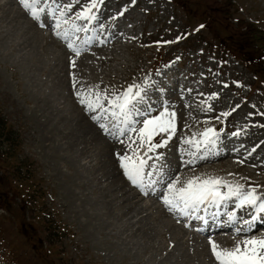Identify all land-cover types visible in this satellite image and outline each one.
Returning a JSON list of instances; mask_svg holds the SVG:
<instances>
[{
  "label": "rangeland",
  "instance_id": "1",
  "mask_svg": "<svg viewBox=\"0 0 264 264\" xmlns=\"http://www.w3.org/2000/svg\"><path fill=\"white\" fill-rule=\"evenodd\" d=\"M0 2V264H212L165 220L156 199L147 202L123 183L109 148L140 153L138 133L130 131L129 141L106 133L99 123L114 132L115 122L93 121L96 113L76 92L98 86L111 95L138 84L145 90L139 111H175V134L151 152L170 167L176 149L195 155L185 140L220 125L222 160L194 168L195 175L184 171L181 183L230 170L229 178L264 192V0H103L94 10L97 24L73 37L78 57L49 24L38 28L17 4ZM56 2L73 4L65 17L73 18L87 0ZM91 189L125 207L104 220L82 215L94 202Z\"/></svg>",
  "mask_w": 264,
  "mask_h": 264
},
{
  "label": "snow or ice",
  "instance_id": "2",
  "mask_svg": "<svg viewBox=\"0 0 264 264\" xmlns=\"http://www.w3.org/2000/svg\"><path fill=\"white\" fill-rule=\"evenodd\" d=\"M76 2L78 3V0ZM19 3L36 21H40L42 16L51 17L55 21V35L68 41L67 47L78 57L81 55L82 49L77 46L73 37L76 33L87 32L88 29L78 24L77 21L96 19L94 10L99 8L103 0H89L80 11L75 12L73 18H65L67 13L72 10L73 4L60 5L56 0H51L50 3L49 0H43V7H40L42 0H19ZM40 26L43 27L44 24L41 23ZM91 40V37L86 38L83 43L87 45ZM71 64L72 67L76 66L74 59ZM73 87H76L75 76H73ZM144 92V88L138 84H130L122 92L111 95L106 91L99 90L98 86L76 92L79 103L84 105L89 112L96 113L91 117L93 121L99 123L102 118L110 119L115 122L113 128L119 132L120 136L125 135L127 131L137 132L140 148L147 145V151L143 155L139 154V149L135 150L132 155L117 153L120 168L127 180L142 191L157 183L166 185L161 196L164 205L170 211H177L185 216L199 212L202 207L206 208L209 205L218 207L233 198H235L237 208L248 206L255 209L257 214L264 213V194L257 192L258 186L248 185L246 187L245 184L232 183L219 176H192L181 184L179 176L167 180L164 178L161 174L163 165L160 167H157L155 163L149 165L148 161L152 158L147 157V153L154 152L155 149L166 145L175 134L176 113L169 111L167 106L158 115H150L151 109L147 112L139 111L137 106L144 100ZM208 110H211V106L208 107ZM222 115L227 116L229 113L225 112ZM134 116L146 118L137 121L133 119ZM137 123L142 125L139 129L130 127ZM99 126L110 135L116 134L105 123H99ZM161 133H167V139L160 143H153V138ZM239 134V131L232 133L233 136ZM199 137V139L189 138L185 140V143L197 150L201 147L214 146L218 139V133L214 128H206L202 133H199ZM156 158L162 159L163 154H159ZM146 168H154L156 171L155 173L146 172ZM154 175L160 176L159 181L149 179V183L145 185L146 177L151 178ZM222 189H226V191ZM228 216L230 220L235 219L232 212H229ZM198 218L203 219V217ZM257 219L258 215H253L251 220H245L244 224L250 225ZM242 231L246 232L247 230L237 229L238 233ZM209 243L212 255L218 264H264V237L246 238L235 242L234 246L230 248L221 247L214 240H210Z\"/></svg>",
  "mask_w": 264,
  "mask_h": 264
},
{
  "label": "bare ground",
  "instance_id": "3",
  "mask_svg": "<svg viewBox=\"0 0 264 264\" xmlns=\"http://www.w3.org/2000/svg\"><path fill=\"white\" fill-rule=\"evenodd\" d=\"M8 1H10V2H12V4H17L22 10H18L17 8V10H18V12L17 13H25V9L23 8V6L19 3V0H8ZM0 4H1V2H0ZM29 18V19H31L26 13L24 14V17L26 18V16ZM22 16H20V18H21ZM43 18H44V16H42V19H40V25H41V23H43ZM27 19V18H26ZM28 20V19H27ZM89 23H90V26L89 27H91V26H94L95 24H97V21H96V19H94V21H93V23L91 22V21H89ZM44 24V23H43ZM40 25H37V27L38 28H43V27H41ZM85 26V25H84ZM76 59V58H75ZM94 63V62H93ZM146 104V103H145ZM89 127H90V129H94L93 127H91L90 125H88ZM121 127H123V125H121ZM95 130V129H94ZM116 131V130H115ZM96 132V131H95ZM117 132V131H116ZM117 133H119V132H117ZM96 138L97 139H99V138H101V137H99V135H98V133H97V136H96ZM127 139H128V137H127ZM130 139H128V141H129ZM127 141V142H128ZM113 147V148H112ZM112 147H110L109 148V151H110V153L112 154V155H115L116 153H118V152H116V151H113V150H115V149H117L116 147H117V145H116V147H115V145L114 146H112ZM118 148H120V149H123V146L122 145H119V147ZM140 154V153H139ZM141 155V154H140ZM234 155V154H233ZM222 155H219L218 156V158H216V159H214V160H212V161H215V162H218V161H220V160H222ZM212 161H210V160H207V161H202V162H197V165L196 164H193V165H186L185 167H191V166H194L193 168H197L198 166H202V165H210V162H212ZM213 164H214V162H213ZM219 165V164H218ZM217 165V167H219V169L221 168L220 166H218ZM78 167H80L81 169L83 168L84 169V166H82L80 163L78 164ZM223 168H225V167H223ZM222 168V169H223ZM82 169V170H83ZM221 169V170H222ZM226 169H228V168H226ZM88 170V169H87ZM86 169H84V171L83 172H85V171H87ZM91 170V169H90ZM203 170V169H202ZM215 170V169H214ZM224 170V169H223ZM237 170V169H236ZM103 171V170H102ZM118 171V170H117ZM121 171H123L122 169H121ZM217 171V170H216ZM226 171V170H225ZM103 173V172H102ZM101 173V174H102ZM105 173L106 172H104V175L102 174V176H105ZM119 173L120 172H118L117 174L119 175ZM87 175V174H86ZM107 175H108V179L110 178V179H112V175L110 174V172H107ZM123 176H124V174H122ZM93 176V175H92ZM114 176V175H113ZM196 176H205V177H207V176H219V177H222L223 179H225V180H228V181H230V182H232V183H237V179L234 177V175H233V179L232 178H229V177H231L232 175H230V170H228V171H226V172H223V173H213V172H209V173H201L200 175H196ZM85 177V176H84ZM115 177H116V175H115ZM119 177H120V175H119ZM124 178V177H123ZM110 179L109 180H107V182H109L110 184H108V185H112V181H110ZM116 179H118V178H116ZM115 179V180H116ZM120 179V178H119ZM81 180V179H80ZM84 180H86V182H87V180H89L88 179V177H86V179L84 178ZM114 180V181H115ZM124 180H125V182H124ZM124 180H123V183L126 185V186H129V181L128 180H126V177L124 178ZM236 180V181H235ZM118 181V180H117ZM83 182V181H82ZM115 183V182H114ZM117 183V184H116ZM115 184L116 185H118V182H116ZM239 183V182H238ZM119 184H120V181H119ZM77 185H78V187H81L82 185L80 184V183H77ZM114 185V184H113ZM90 186H91V184H90ZM93 186V185H92ZM120 187V186H119ZM95 188V187H94ZM110 188V187H109ZM130 188V187H129ZM88 189V188H87ZM106 189H108V188H106ZM120 189V188H119ZM119 189H117V190H119ZM96 190V189H95ZM115 190V189H114ZM122 191V190H121ZM80 193H83V192H80ZM90 193H92V194H94V202H93V204L91 205V207L88 209L86 206L87 205H85L84 207L82 206V209H80V213L82 214V215H84V216H93L94 215V217H92V218H94V220H99V219H102V220H104V217H107V213L108 214H115L116 212L114 211L115 210V207H117V206H119V207H125L123 204L122 205H120L118 202H117V196L115 197V198H113V199H111V200H109V201H107V200H102V199H100L99 197H101V195L99 194V193H97V190L96 191H94L93 189H91V191H90ZM84 194V193H83ZM113 194V193H112ZM122 194H125V193H123V191H122ZM111 196V195H110ZM136 196L137 197H139V198H141V199H143V200H145V201H147V202H149V200H151V196L149 195V194H146V195H142V196H138L137 194H136ZM121 197L123 198H125V196L124 195H121L120 196V198H119V196H118V198L121 200ZM129 197H127L126 196V198H125V201H127V199H128ZM83 199V198H82ZM132 199V198H131ZM93 200V199H92ZM130 200V199H129ZM124 201V202H125ZM131 201V200H130ZM129 201V202H130ZM122 203V202H121ZM83 204V203H82ZM142 204V203H141ZM152 205H150V206H155L156 207V204H155V202L153 203H151ZM128 205V204H127ZM132 206V205H131ZM89 207V206H88ZM127 207V206H126ZM158 208H156L157 210H159V206H157ZM103 208H104V210H106V212H104L103 211ZM130 208V207H129ZM90 209L93 211V213H91V211H90ZM126 209H128V208H126ZM120 210V209H119ZM109 211H110V213H109ZM116 215V214H115ZM117 216H118V214H117ZM108 217H110V216H108ZM112 218V217H111ZM113 219V218H112ZM93 220V219H92ZM166 221H168L171 225H173V227L175 228V230H177L178 229V232H179V234H180V236H181V238L183 239V240H185L187 243L189 242V244H190V242H192V247H194V248H196L197 249V251L199 250V251H203V252H206V242L204 241V240H201V241H198V240H195L194 238H192V237H188V238H186V237H184L185 235H187L188 233H189V231L188 230H183L182 228H180V226L178 225V222L176 221V220H169V219H167V217H166V219H165ZM109 221V220H108ZM113 222V221H112ZM111 222V223H112ZM111 223H110V225H111ZM114 223V222H113ZM116 223V222H115ZM114 223V224H115ZM109 224V223H108ZM122 224V223H121ZM113 225V224H112ZM118 226H120L121 227V225L119 224V225H115L114 227H118ZM168 226V225H167ZM169 227V226H168ZM114 229V228H113ZM102 234V233H101ZM257 234H259L258 232H257V230H255V231H250V234L249 235H247L249 238L251 237V236H255L256 235V237H264V233H262L261 235H257ZM113 235V234H112ZM223 235H225V234H222V235H215L214 236V238H215V240L217 241V244H219L221 247H224V248H230L229 246H234V244H235V242H237V241H240V240H243V239H246V238H248V237H246V236H244V237H240V238H236L235 237V240L232 238L231 239V237H228V236H223ZM111 239V238H110ZM117 239H119L118 237H117ZM126 239V238H125ZM120 240V239H119ZM228 244H230V245H228ZM196 252V251H195ZM207 253V252H206ZM211 262V261H210ZM213 264V263H212Z\"/></svg>",
  "mask_w": 264,
  "mask_h": 264
}]
</instances>
